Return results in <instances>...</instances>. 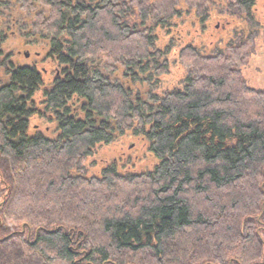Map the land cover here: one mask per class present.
Instances as JSON below:
<instances>
[{
  "label": "trees",
  "instance_id": "1",
  "mask_svg": "<svg viewBox=\"0 0 264 264\" xmlns=\"http://www.w3.org/2000/svg\"><path fill=\"white\" fill-rule=\"evenodd\" d=\"M257 1L0 0V264H264ZM211 19L240 28L229 54L195 44ZM26 36L52 80L15 58ZM177 58L182 86L159 90ZM129 137L151 167L115 152Z\"/></svg>",
  "mask_w": 264,
  "mask_h": 264
},
{
  "label": "rangeland",
  "instance_id": "2",
  "mask_svg": "<svg viewBox=\"0 0 264 264\" xmlns=\"http://www.w3.org/2000/svg\"><path fill=\"white\" fill-rule=\"evenodd\" d=\"M264 0L257 1V7L261 10L263 8ZM208 26V30L205 31V37L199 36V32H197V38L194 42L203 52H209L210 46L209 44H213L216 47L213 49V53L224 52V54H229L230 48L237 44L238 40L242 37V32L239 27H228V31L224 28L223 22L211 19L206 23ZM230 32V34L228 33ZM260 34L255 39L254 45L251 48V52L249 54V58L247 63L242 66L241 74L246 80L247 84L255 89L264 90V32L263 30H259ZM212 33L218 34L217 37H211ZM195 34V33H194ZM195 34V35H196ZM219 37V40H215ZM191 38V37H190ZM29 40L27 36L20 38H10V47H14L18 45V48L15 49V58L21 63H32L38 61V67L45 71L46 78L45 80L48 82L54 78L55 71V63L49 60H45L41 62L40 60L45 55V51H40V45L35 42V44L23 43L24 41ZM20 45V46H19ZM23 47L19 53L18 50ZM18 49V50H17ZM29 53V56H26V53ZM46 59V58H44ZM170 70L167 73H164L160 76L161 82L158 84L159 90L163 89H172L179 86H182V79L185 76V69L182 63L178 60L171 59ZM46 68V70L44 69ZM43 119H38L37 122H41ZM36 123V120H34ZM137 138L129 137L125 142L120 140L113 145H118V149L116 148L115 152L126 155L129 158H132V165H136L135 168L145 169L146 167H151L153 164V157L148 153L145 147L139 142ZM112 145L104 146L103 149H99L95 155H93L86 163L85 169L90 170V172L95 171L94 167H96V163L101 161V157L106 155L105 158L109 159L113 153V149H111ZM9 161L6 158L0 156V183L4 187L6 184L12 183L8 178L6 172L9 171ZM133 168V166H132ZM10 226L11 223H8Z\"/></svg>",
  "mask_w": 264,
  "mask_h": 264
},
{
  "label": "flooded vegetation",
  "instance_id": "3",
  "mask_svg": "<svg viewBox=\"0 0 264 264\" xmlns=\"http://www.w3.org/2000/svg\"><path fill=\"white\" fill-rule=\"evenodd\" d=\"M41 91H42V87H40L37 92L40 93Z\"/></svg>",
  "mask_w": 264,
  "mask_h": 264
},
{
  "label": "water",
  "instance_id": "4",
  "mask_svg": "<svg viewBox=\"0 0 264 264\" xmlns=\"http://www.w3.org/2000/svg\"><path fill=\"white\" fill-rule=\"evenodd\" d=\"M26 56H29V53L28 52L26 53Z\"/></svg>",
  "mask_w": 264,
  "mask_h": 264
}]
</instances>
